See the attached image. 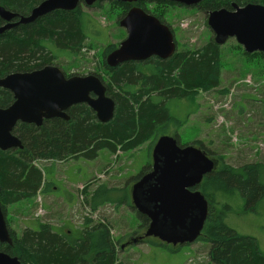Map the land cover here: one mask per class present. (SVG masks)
<instances>
[{
    "label": "trees",
    "instance_id": "16d2710c",
    "mask_svg": "<svg viewBox=\"0 0 264 264\" xmlns=\"http://www.w3.org/2000/svg\"><path fill=\"white\" fill-rule=\"evenodd\" d=\"M42 1L44 0H0V6L25 17ZM145 3L108 2V7L110 14L117 10V25L132 7H139L170 30L165 20L168 9L183 7L158 0L153 3L154 10L151 11ZM249 3L264 5V0H203L195 7L207 17L212 11L222 8L232 10L233 4L245 6ZM93 7L104 8L98 2ZM83 20L84 13L79 6L69 12H53L32 24L19 25L0 34V78L49 65L56 66L58 57L51 53L46 44L66 50L74 59L77 58L84 48L92 47L87 43L89 37ZM4 24L0 19V27ZM175 43L178 47V42ZM118 45H107L103 49V73L102 76L95 75L105 86L106 95L115 103L114 115L109 122H98L94 112L86 104H77L66 111L67 121L53 118L44 120L40 127L18 123L12 134L20 140L22 149L0 150V207L12 240L11 245L0 243V252L17 257L20 264H127L119 259L116 251L119 242L114 239L112 226L108 221L85 217L77 235L74 234L78 230L56 232L47 223H38L36 230L25 227L20 234H16L11 229L12 220L8 218V207L21 201L33 200L39 193L49 192V184L43 183L44 174L36 166L37 162H65L78 157L92 161L97 159L102 150L116 156L118 152L134 151L146 144L151 153L159 138L158 134L165 130L172 119L165 108V100L178 98L194 101L199 92L211 91L221 84L222 47L215 42L214 37L195 49H176L167 60L151 57L143 62H127L116 68H109L105 64V57ZM236 47L250 65L254 66V58L257 64L262 62L264 65L261 53L246 54L239 45ZM258 72L255 75L264 76L261 67H258ZM63 74L66 77L73 76ZM12 103V94L0 88V108H7ZM175 139L179 141L178 134ZM204 144L202 140H195L193 145L208 152ZM218 159L223 161L221 156ZM246 168L258 169L260 174L264 172V164L259 162ZM150 170L149 162L137 176L131 178L132 184ZM237 173L236 168L226 164L218 166L203 178L199 190L208 203V215L196 242L209 245L208 258L211 264H264V253L257 240L239 235L229 228L224 221L225 212L216 208L222 197L220 194L227 192L229 200L234 199L231 191L240 184ZM88 185L82 187L81 194L90 213H96L106 205L117 210L121 207L135 210L128 187H109L101 183L88 192ZM263 186L260 176L253 178L250 174L240 184L243 193L249 198L253 197L250 195L251 190L252 193H257ZM136 215L139 223L132 234L138 235L146 230L149 221L137 212ZM149 239L144 238L137 243L153 245ZM122 246L129 247L131 244L127 242ZM123 249L120 247L121 251Z\"/></svg>",
    "mask_w": 264,
    "mask_h": 264
},
{
    "label": "rangeland",
    "instance_id": "374dc122",
    "mask_svg": "<svg viewBox=\"0 0 264 264\" xmlns=\"http://www.w3.org/2000/svg\"><path fill=\"white\" fill-rule=\"evenodd\" d=\"M100 4L103 9L80 6L84 13V29L89 37L87 43L92 45L91 48H84L74 59L66 50L46 44L51 53L58 57L56 66L65 74L102 76L103 49L107 45H118L125 39L124 29L116 24L117 10L110 14L108 2ZM146 5L149 10H154L153 3ZM206 19L205 13L197 7L168 9L165 20L174 40L178 42L177 49H195L214 37ZM236 45L234 39H228L221 45L222 76L218 88L199 92L194 101L178 98L165 100V108L172 119L165 130L158 134V137H175L178 134L181 147L202 140L217 163L221 162L218 159L221 156L223 162L233 168L255 162L264 164V76L255 75L258 67L264 71V65L262 62L257 64L255 58L254 66L258 67L250 65ZM150 154L146 144L134 151L118 152L116 156L102 150L92 161L78 157L65 162H37L36 166L44 174L43 183L49 184V192L39 193L33 200L8 207L11 229L20 234L26 226L36 230L38 223H47L56 232L78 230L74 234L77 235L85 217L96 221L102 219L111 224L112 235L119 242L116 249L119 259L127 264H211L209 245L201 242L164 247L159 240L150 238L153 245H134L130 238L134 236V239L140 240L145 230L138 235L132 234L137 229L139 219L136 211L129 207L117 210L106 205L92 214L84 205L81 194L84 185L89 184L88 192L104 183L109 187H128L129 193L131 178L137 176L144 165L151 163ZM262 181L264 183V173ZM222 199L224 203L225 198H219L220 203L216 208L225 212V224L239 235L255 238L264 253V218L241 211L235 198L229 200L232 209H225ZM258 210L259 213L264 212V199L260 201ZM129 240L131 246H124L121 251L120 247Z\"/></svg>",
    "mask_w": 264,
    "mask_h": 264
},
{
    "label": "water",
    "instance_id": "95a60500",
    "mask_svg": "<svg viewBox=\"0 0 264 264\" xmlns=\"http://www.w3.org/2000/svg\"><path fill=\"white\" fill-rule=\"evenodd\" d=\"M137 3L158 0H44L28 16H18L0 6V19L5 24L0 34L19 25H29L56 11H73L82 4L91 7L102 2ZM187 8L203 0H165ZM207 26L215 42L223 45L234 39L246 54L264 56V5L233 4L232 10H215L207 15ZM125 39L105 58L109 68L127 62H143L151 57L169 59L177 45L171 30L139 7H132L119 21ZM0 88L9 91L13 103L0 108V150L22 149L12 134L18 123L40 127L44 120H68L66 111L86 104L100 123L109 122L115 103L95 75L66 77L56 66H45L25 73H12L0 78ZM151 170L131 186V204L148 219L144 238H155L168 246L195 243L208 215V203L197 190L203 178L214 171V162L193 146L179 147L175 137L161 136L151 151ZM1 192V190H0ZM139 239H133L135 244ZM0 243L11 245L5 216L0 207ZM124 246H121L123 249ZM0 264H20L17 257L0 252Z\"/></svg>",
    "mask_w": 264,
    "mask_h": 264
},
{
    "label": "flooded vegetation",
    "instance_id": "af4514ba",
    "mask_svg": "<svg viewBox=\"0 0 264 264\" xmlns=\"http://www.w3.org/2000/svg\"><path fill=\"white\" fill-rule=\"evenodd\" d=\"M145 4H149V3L146 2ZM152 58H156V57H152ZM178 146H179V143H178ZM191 146H193L195 148H198L197 145H195V146L194 145H191ZM179 147H181V146H179ZM198 149H200V148H198ZM202 152H204L205 155H207V157L214 162V166H215L214 169H217L218 166L220 167L221 165H226L227 164V163H225L223 161H221L220 163L219 162L217 163V161H216L217 159L215 157L211 156L209 154V152H205V151H202ZM255 163H257V162H255ZM255 163L244 164V165L236 168L238 170V173L236 174V176L238 177L237 178L238 183L243 184L249 178V174L253 178H257L258 176H260L262 178L264 172H262L260 174L259 173L260 170H258V169H252V170H250L249 168H246V166H252ZM240 184H239V187H236L234 190L231 191L232 192L231 195L233 196V198H235V202L240 205L241 211L252 212V214H254V215H258L259 214V215L262 216V218H264V212L262 211V213H259L260 211L258 210L260 201L264 199V186L262 187L263 189H259V192H257V193L256 192H253L252 193V190H251L250 195H252L253 197L249 198V197H247L243 193L242 189L240 188ZM226 185H225V190L227 191L228 188H227ZM199 186L197 188L198 191H200L199 190ZM228 196H229V194L227 192H225L223 194V196H222V197L225 198L224 203H223V199H222V202L221 203L223 205V208H225V209H232V203L229 202ZM134 238H136V237L133 236V237L130 238V240L132 241ZM130 240L128 241L129 243H130ZM140 242H142V241H140ZM134 245H136V244H134Z\"/></svg>",
    "mask_w": 264,
    "mask_h": 264
},
{
    "label": "crops",
    "instance_id": "0c3cea01",
    "mask_svg": "<svg viewBox=\"0 0 264 264\" xmlns=\"http://www.w3.org/2000/svg\"><path fill=\"white\" fill-rule=\"evenodd\" d=\"M113 156V155H112ZM131 191V190H130ZM26 227H28V226H26ZM53 227V226H52ZM54 228V227H53ZM58 230V229H57ZM59 232H64V231H62V230H60Z\"/></svg>",
    "mask_w": 264,
    "mask_h": 264
},
{
    "label": "built area",
    "instance_id": "2783aa9c",
    "mask_svg": "<svg viewBox=\"0 0 264 264\" xmlns=\"http://www.w3.org/2000/svg\"><path fill=\"white\" fill-rule=\"evenodd\" d=\"M189 263H192V260H189Z\"/></svg>",
    "mask_w": 264,
    "mask_h": 264
}]
</instances>
